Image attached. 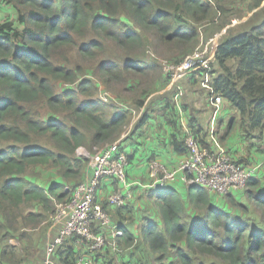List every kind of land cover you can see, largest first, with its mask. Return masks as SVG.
<instances>
[{
    "label": "trees",
    "instance_id": "obj_1",
    "mask_svg": "<svg viewBox=\"0 0 264 264\" xmlns=\"http://www.w3.org/2000/svg\"><path fill=\"white\" fill-rule=\"evenodd\" d=\"M263 3L250 0L247 10L255 11L230 27L231 17L217 20L225 13L220 0H0V264H20L9 241L22 220L41 224L53 199L64 201L85 181L89 161L76 151L118 140L140 112L120 143L126 155V141L153 112L152 95L170 80L145 60L147 49L177 63L196 49L208 24L227 27L218 38L211 84L238 117L218 141L222 145L236 127L246 140H260ZM173 95L161 98L174 111ZM191 127L209 149L204 128ZM184 139L172 140L183 157ZM41 167L57 174L42 186L28 177ZM263 185L254 174L245 188L223 196L197 186L162 188L156 210L142 214L137 232L131 200L116 208L126 212L125 225L112 222L122 231L116 240L129 255L141 252L139 264H264ZM68 240L57 248L56 262L75 260Z\"/></svg>",
    "mask_w": 264,
    "mask_h": 264
},
{
    "label": "built area",
    "instance_id": "obj_2",
    "mask_svg": "<svg viewBox=\"0 0 264 264\" xmlns=\"http://www.w3.org/2000/svg\"><path fill=\"white\" fill-rule=\"evenodd\" d=\"M217 37L208 40L201 49L185 55L177 63L166 59L158 63L162 73L168 75L173 84L192 70H197L200 74V87L206 91L207 103L212 110L208 130L211 144L209 149L203 147L189 132L184 139L186 155L175 168L169 169L157 160L149 161L148 177L151 181L149 188L152 190L165 188L180 180L187 187L197 186L223 196L245 188L248 180L255 174L253 168L237 164L215 135L214 123L223 103V99L215 93L211 84V65L214 63L215 55L211 52ZM183 95V89L176 86L173 103L178 109ZM103 101L107 102V99L103 98ZM133 122L134 118L121 138L106 144L89 158L88 178L80 183L67 199L61 202L54 200V211L49 221L52 226L60 228L58 234L46 244L43 264H66L56 262L54 255L57 248L68 239H73L76 244L87 245L90 253L94 254L102 251L107 244L105 231L113 240L122 236V231L112 223L109 214L99 203L97 192L104 179H112L121 187L107 197V205L120 208L132 200L131 187L127 182L129 162L127 156L120 151V143L130 132ZM94 228H98L99 231L97 229L95 231ZM69 264L97 263L91 256L81 254Z\"/></svg>",
    "mask_w": 264,
    "mask_h": 264
},
{
    "label": "crops",
    "instance_id": "obj_3",
    "mask_svg": "<svg viewBox=\"0 0 264 264\" xmlns=\"http://www.w3.org/2000/svg\"><path fill=\"white\" fill-rule=\"evenodd\" d=\"M221 35L222 32H218V30L214 32L212 30L206 31L203 34V44L218 36L211 52L212 55L216 51L218 38ZM199 80L197 70H192L177 80V84L180 83L185 90V95L181 99L180 108L178 109L174 106V111L170 107L171 104H168V107H166L164 100L161 98V96L170 98V93L174 90L173 83L169 80L167 83L158 86L159 90L151 97V109L153 112L149 114L147 122L136 131L134 136L126 141L124 151L130 158L127 169V182L131 187L133 196L129 206L132 208V215H134L132 227L135 232H137V226L140 224L142 214L146 213L148 209L150 211L156 210L154 208L155 202L158 201L160 194V189L152 190L149 188L151 181L148 177V160L153 158L169 169L175 168L177 163L183 158V153H179L173 148L172 140L175 138L177 140L184 139L192 131V125L204 128L206 133L204 140L207 138L209 140L208 130L212 110L207 106V102H205V92L200 89ZM236 117H238V114L224 101L214 123V131L217 138L222 136L227 121ZM222 146L235 161L253 168L255 176L264 179V135L260 140H246L240 128L236 127L222 143ZM249 146L254 148L255 151H248L247 147ZM88 175L89 173L86 174L85 180L88 178ZM116 186L117 188L121 187L115 180L104 179L97 192V198L107 208L112 222L121 226L126 224V221L122 220L123 216H126V212L121 210L118 214L116 208L107 207L106 205L107 197L115 192ZM167 188H173L178 192L189 189L180 180L168 185ZM154 215L152 213V217H155ZM51 227L50 238H54L58 234L60 226ZM105 233L107 241L105 248L94 254L90 253L87 245L76 244L74 240L70 239L66 244L73 246L76 253L75 259L81 254H86L87 256H91L97 264H102V262L105 264L140 263L142 259L141 252L129 255L127 249L122 247L120 240H113L108 232L105 231ZM60 250L62 252L64 249Z\"/></svg>",
    "mask_w": 264,
    "mask_h": 264
},
{
    "label": "rangeland",
    "instance_id": "obj_4",
    "mask_svg": "<svg viewBox=\"0 0 264 264\" xmlns=\"http://www.w3.org/2000/svg\"><path fill=\"white\" fill-rule=\"evenodd\" d=\"M216 1V0H215ZM219 1V0H217ZM223 1V6L225 9V13H221L219 15V18L217 20L221 23L224 20L228 19V17H231L230 21V27H236L239 24L245 22L255 11L252 13L247 10L248 4L250 0H220ZM215 24V23H213ZM213 24H208L207 27H204V30L202 32V37L200 40L199 45L196 47V49H201L203 47L204 43V36L203 34L206 31H216L225 33L226 28H220L219 23L217 25L213 26ZM228 26V27H229ZM221 29V30H219ZM206 30V31H205ZM194 49V50H196ZM193 50V51H194ZM192 51V52H193ZM191 53V52H190ZM189 54V53H188ZM187 55V54H186ZM144 58L147 62H154L155 64H158L160 60H164L166 58L156 55L152 53L151 50L147 49L144 52ZM167 60V59H166ZM159 67V66H158ZM174 85V90L176 86H179L183 89L182 85L177 82ZM173 90V91H174ZM205 91V90H204ZM184 95H185V90L183 89ZM183 95V97H184ZM140 112H136V114L132 117L134 118V122L139 118ZM46 118L49 117V114L45 115ZM229 121V120H228ZM227 121V122H228ZM256 141V140H255ZM102 147H92V148H79L76 151V155L79 158H82L84 160L89 161V158L95 155ZM248 151L253 152L255 151L254 148L251 146L247 147ZM32 171V172H31ZM30 173L28 174L29 178H32L35 176V181L39 185H43L46 183H49L52 181V179L57 176L53 175L54 171L45 167H41L39 171H37V175H34L33 170H31ZM53 175V176H52ZM167 188V187H166ZM115 190H118L117 186ZM231 193H235V191H232ZM54 200H52V209L49 215H51L54 211ZM56 201V200H55ZM101 203V202H99ZM102 204V203H101ZM32 210H27L26 213L29 214ZM52 224L49 221V219H46L44 222L37 226H33L29 224L27 221H21L20 225L16 227L18 230V233L14 234V238L10 239L9 244L17 250V260L20 262V264H43L44 262V244H47L49 240H51V232H52ZM2 244V243H1ZM2 248V245H0V249Z\"/></svg>",
    "mask_w": 264,
    "mask_h": 264
}]
</instances>
